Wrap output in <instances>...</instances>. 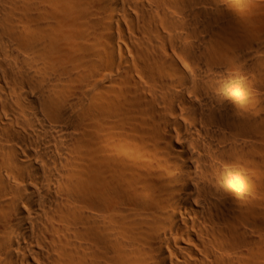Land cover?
I'll return each instance as SVG.
<instances>
[{
  "label": "bare ground",
  "instance_id": "6f19581e",
  "mask_svg": "<svg viewBox=\"0 0 264 264\" xmlns=\"http://www.w3.org/2000/svg\"><path fill=\"white\" fill-rule=\"evenodd\" d=\"M0 264H264V0H0Z\"/></svg>",
  "mask_w": 264,
  "mask_h": 264
}]
</instances>
